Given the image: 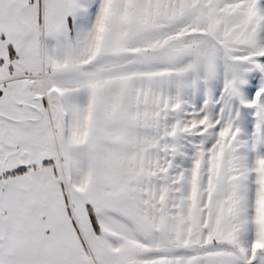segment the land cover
Instances as JSON below:
<instances>
[{"label": "snow or ice", "instance_id": "obj_1", "mask_svg": "<svg viewBox=\"0 0 264 264\" xmlns=\"http://www.w3.org/2000/svg\"><path fill=\"white\" fill-rule=\"evenodd\" d=\"M0 264H264V0H0Z\"/></svg>", "mask_w": 264, "mask_h": 264}]
</instances>
